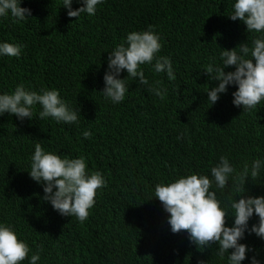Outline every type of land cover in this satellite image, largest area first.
<instances>
[{
    "label": "trees",
    "instance_id": "1",
    "mask_svg": "<svg viewBox=\"0 0 264 264\" xmlns=\"http://www.w3.org/2000/svg\"><path fill=\"white\" fill-rule=\"evenodd\" d=\"M232 3L104 0L95 15L76 18L67 16L62 0H23L21 7L31 9L27 20L0 19V41L23 45L19 58L0 57V92L18 84L55 88L81 115L78 127L0 116V221L12 224L33 252L40 249L38 264H166L173 258L172 264H196L185 233H172L160 201L149 198L156 183L207 174L221 155L237 167L264 156V102L242 112L231 103L235 86L214 105L205 102L215 82L204 71L219 63L220 48L252 38L242 22L228 18ZM79 6L74 0L72 8ZM148 26L160 34V55L171 58L176 79L145 67L149 83L159 79L167 92L157 97L128 78L125 100L113 105L99 93L108 52L126 33ZM125 76L122 71L120 78ZM84 130L91 131L89 139ZM36 143L69 158L83 156L91 171L105 177L85 222L60 216L40 200L42 188L27 172ZM245 187L264 196V172ZM256 220L254 214L249 224ZM242 242L264 258V241L246 235ZM200 261L226 264L215 251ZM242 264H249L247 258Z\"/></svg>",
    "mask_w": 264,
    "mask_h": 264
},
{
    "label": "clouds",
    "instance_id": "2",
    "mask_svg": "<svg viewBox=\"0 0 264 264\" xmlns=\"http://www.w3.org/2000/svg\"><path fill=\"white\" fill-rule=\"evenodd\" d=\"M22 2L0 0V19H11L14 23L27 20L31 9L21 7ZM73 2L62 0V7L68 17L79 18L81 14L95 15L104 0H75L80 5L75 9ZM227 16L232 21L242 22L252 38L230 50L220 48L219 63L210 64L204 71L210 83L215 82L205 92V102L214 105L230 86H235L231 103L242 108V112H250L264 102V0H233ZM161 48L162 38L152 26L126 33L123 42L108 52L103 89L99 91L103 99L113 105L124 101L129 91L128 78L146 86L148 93L162 97L167 92L162 81L149 83L144 73V68L148 67L155 74L163 73L170 82L176 79L171 58L160 55ZM22 49L21 44L0 41V57L19 58ZM230 67L233 70L226 71ZM122 71H126L123 79L120 78ZM5 113L10 117L14 115L21 123L25 119L50 118L57 124L77 127L81 116L79 108H73L59 90L41 88L37 91L23 84L16 85L11 92H0V116ZM81 135L89 139L91 131L84 130ZM182 135L178 133L177 139ZM27 172L30 179L41 186L42 202L48 203L60 216L74 217L80 223L88 219L98 190L107 183L99 171L93 172L87 167L83 156L69 158L55 151H45L40 143L34 145ZM262 172L264 156L237 167L228 156L221 155L207 174L188 172L156 183L149 199L160 201L168 214L167 224L172 233H185L183 239L192 247L196 264H207L200 261V256L210 251H215L226 264H242L246 258L249 264H264L259 250L242 242L246 235H255L264 241V196L251 195L245 187ZM218 192L226 195L220 198ZM254 214L257 220L250 225ZM229 218L231 223L227 224ZM150 242L157 244V237L152 236ZM40 259V249L33 252L12 224L0 221V264H25V261L38 264ZM173 262L174 258L166 264Z\"/></svg>",
    "mask_w": 264,
    "mask_h": 264
}]
</instances>
